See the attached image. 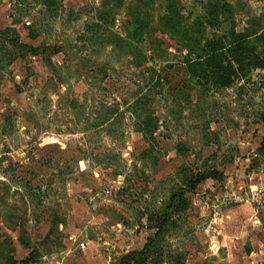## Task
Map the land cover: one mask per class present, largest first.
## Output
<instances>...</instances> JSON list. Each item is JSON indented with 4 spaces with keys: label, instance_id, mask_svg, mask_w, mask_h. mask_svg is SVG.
Wrapping results in <instances>:
<instances>
[{
    "label": "rangeland",
    "instance_id": "obj_1",
    "mask_svg": "<svg viewBox=\"0 0 264 264\" xmlns=\"http://www.w3.org/2000/svg\"><path fill=\"white\" fill-rule=\"evenodd\" d=\"M232 32L264 0H0V264H264V70L189 63Z\"/></svg>",
    "mask_w": 264,
    "mask_h": 264
},
{
    "label": "trees",
    "instance_id": "obj_2",
    "mask_svg": "<svg viewBox=\"0 0 264 264\" xmlns=\"http://www.w3.org/2000/svg\"><path fill=\"white\" fill-rule=\"evenodd\" d=\"M212 19L216 23L218 13L217 7L213 6ZM231 43L227 48L222 47L220 41H212L208 45L209 55L205 64H191L194 78L203 80L212 88L223 89L231 87L236 80L246 76L252 69L262 68L264 62L261 60L255 47L247 42L242 34L232 32L230 34ZM193 187V186H192ZM194 188V187H193ZM161 224L157 227V234L162 231ZM148 255L146 249L142 252H132L122 259V264H147Z\"/></svg>",
    "mask_w": 264,
    "mask_h": 264
}]
</instances>
